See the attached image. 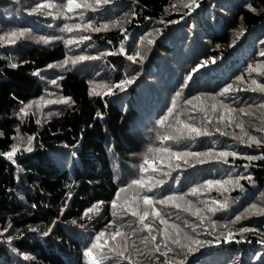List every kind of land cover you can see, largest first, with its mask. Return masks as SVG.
I'll use <instances>...</instances> for the list:
<instances>
[{
    "label": "trees",
    "instance_id": "1",
    "mask_svg": "<svg viewBox=\"0 0 264 264\" xmlns=\"http://www.w3.org/2000/svg\"><path fill=\"white\" fill-rule=\"evenodd\" d=\"M75 3L0 0V264H264V0Z\"/></svg>",
    "mask_w": 264,
    "mask_h": 264
},
{
    "label": "snow or ice",
    "instance_id": "2",
    "mask_svg": "<svg viewBox=\"0 0 264 264\" xmlns=\"http://www.w3.org/2000/svg\"><path fill=\"white\" fill-rule=\"evenodd\" d=\"M108 2H109V0H96V3H98V4L99 3L107 4ZM193 3H195V0H193ZM80 6L81 5L75 3V0H67V6L66 7H67V10L68 11H72L74 9V7H80ZM251 10L255 11V9H251ZM89 27H92V26L89 25ZM107 27H108V25L105 24V25H102L101 28H95L94 30L95 31H100L102 29H106ZM72 30L73 29L71 27L67 26V25H65V27L62 29V31H72ZM18 35L19 36H22V35H24V33H22V32L21 33H16V32L11 33V37H13V38L14 37H17ZM82 39H88V37H84ZM45 42H47V41H45ZM149 42H151V41H149ZM261 55H264V53H261ZM138 56H139V53H137L136 56L129 55L128 56V59L131 60V61H133L135 63ZM84 59H86V57H79L78 58V60H84ZM72 62L73 63H76L77 61L74 60ZM211 62L212 63H215L214 60L211 61ZM65 63H67V61ZM13 67H15V65H13ZM190 78L191 77H189V79ZM133 82L134 81L132 79H128V80L123 81L122 84L123 85H127V84H131ZM252 83L255 85V87L252 89L253 91H257L258 90L260 92H264V85L257 84L256 81H253ZM122 84H117V85H115V87L116 88H121L122 87ZM230 90H231V86L226 87L223 90V92L221 93V95H224V94L228 93ZM195 99L199 100L200 98L199 97H196ZM54 102L55 101H48V103H54ZM61 102L67 103L68 101L65 100V101H61ZM189 103H192V102L189 101ZM213 107H215V105ZM221 107H226V106L225 105H221ZM231 111H233V110L232 109H229V112H231ZM221 119H223V117H221ZM161 123H164V121H161ZM229 123H231V121H229ZM237 126L241 128V131L244 133L245 136H248V146H251V144H253V143L254 144H257V145H259L261 143H264V141H261V140L257 139L255 136H251L248 132H246L244 130V127H243V124L242 123L241 124H238ZM184 128L188 131V134H189L187 137H184V138H187V139L193 138V134L195 136H206V135H209V133L206 130H203L201 128H197V127H195L192 124H185L184 125ZM261 130H264V129H257V131H261ZM236 138L237 139H240L241 142L244 143V140H243V137L242 136L241 137H236ZM170 139H176V137H173V136H170V135H166V136H164L162 138V140H164V141H167V140H170ZM29 143H30V140H29ZM28 150H31V149H28ZM16 151H17V148L13 147L12 151L9 152V153H7L8 158L9 159H12V156L15 154ZM149 151H152V150L150 149ZM162 151L168 152L170 150L167 149V148H165V149H162ZM174 155L180 156L181 154L180 153H174ZM182 155L196 157V158H201V159H198V162L199 163H205L206 160L205 159H202V157H212L214 154H213V152L209 151V152H187V153H183ZM215 156L217 158H225V157H228V156L235 157L236 156V153L235 152H219V153H216ZM245 158L248 159V160H255V159H257V157H255V156H247ZM224 162L227 163V160L225 159ZM144 164H148V160L147 159H145ZM141 171L142 172L143 171H146V169L144 168V165H141ZM153 171H155V168H153ZM241 179H244V177H241ZM247 179L250 180L251 177H247ZM159 183H162V181L159 182ZM214 183L216 185H222L225 182H222V181H215L214 182V181L209 180V181L206 182V185L201 186V187L211 188V186ZM133 185L139 186L141 189H144L146 187V185H147V181H145L143 179V177H141L140 179L133 180L131 182V184L128 185V187L131 188ZM121 191L123 192V191H125V189H121ZM147 191L151 192L152 191V186H147ZM197 192H198V189L197 188H193L191 190V193L190 194L193 195V196H195L197 194ZM142 199H143V204L144 205L151 206V205L154 204L153 199L151 197L147 196V195L143 196ZM178 199L182 200L183 197L167 196V197H165L162 200L156 201V203H159L161 205H164V204H166L168 202L175 201V200H178ZM188 203L190 204V202H188ZM176 206L179 207V205H176ZM95 207L96 206H94V208ZM113 207L114 208L116 207L115 203H113ZM222 207H223V205H222ZM252 207L253 208H256L257 206L256 205H252ZM184 210L187 211L188 209H184ZM208 210L209 211H215L214 209H211V208H209ZM88 211L91 212V211H93V209H89ZM130 214L132 216H138L139 215L138 214V207L137 208H132L130 210ZM153 214L156 217H159L160 216V213L158 211H155V209H153ZM192 214L193 215H196L201 220V222H203V217H201L199 215V209H197L196 212H194ZM86 215H87V213H86ZM148 216H149V213L147 211H144L142 215H139V223L141 225H143V228L144 229L148 230L149 233H151V230H152L151 229V226L149 224L144 223L145 219ZM239 219H240L239 216L236 217V220H239ZM161 223H167V221H165V220L162 219L161 220ZM171 227L176 231V236L178 237L180 235V232L182 231L180 229V226L179 225H176V224H173V225H171ZM213 227H215V222H213ZM225 227H227V226H225ZM241 231L242 232H248V231H250V229L244 228V229H241ZM45 235H47V233H45ZM104 235H105V233H100L99 236H97L96 239L99 240ZM231 235H232V233L229 232L228 233V236L231 237ZM117 236H122V234L119 232V230H117L115 233L112 234V239L115 240ZM150 238H151V240L153 242L156 241V236H150ZM172 243H175V244L179 245L181 248L186 247L185 245H183V244L180 243V240L179 239H177L175 237L172 238ZM194 243L197 244V245H202L203 244V242H200V241H194ZM98 247H99V245L96 244V243H94L90 248L87 249V251L85 252V255L86 256H92L93 249H97ZM165 247L168 249V251L167 252H163L161 254L164 255V256H167L168 252L173 251V249L170 248V247H168L167 244H165ZM187 247H188V252H193V251L198 250L197 248H193L191 246H187ZM111 250L112 251H115V249H111ZM155 251L156 252H160V246L159 245H156ZM119 255L123 257L124 256V253L123 252H120ZM125 258H127V257H125ZM93 264H98V262L96 261L95 258L93 259Z\"/></svg>",
    "mask_w": 264,
    "mask_h": 264
}]
</instances>
